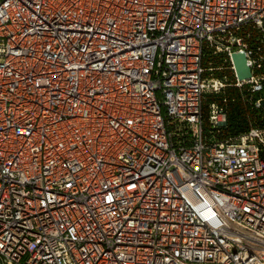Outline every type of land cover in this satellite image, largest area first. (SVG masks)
<instances>
[{
    "label": "built area",
    "instance_id": "obj_1",
    "mask_svg": "<svg viewBox=\"0 0 264 264\" xmlns=\"http://www.w3.org/2000/svg\"><path fill=\"white\" fill-rule=\"evenodd\" d=\"M0 264H264V0H0Z\"/></svg>",
    "mask_w": 264,
    "mask_h": 264
},
{
    "label": "trees",
    "instance_id": "obj_2",
    "mask_svg": "<svg viewBox=\"0 0 264 264\" xmlns=\"http://www.w3.org/2000/svg\"><path fill=\"white\" fill-rule=\"evenodd\" d=\"M212 61L215 66L222 58L219 55H210L205 61ZM223 96L226 98V127L224 135L235 134L245 131L250 122L258 116V110L244 101L241 92L235 87H229L225 90ZM209 101H221V95H208Z\"/></svg>",
    "mask_w": 264,
    "mask_h": 264
},
{
    "label": "water",
    "instance_id": "obj_3",
    "mask_svg": "<svg viewBox=\"0 0 264 264\" xmlns=\"http://www.w3.org/2000/svg\"><path fill=\"white\" fill-rule=\"evenodd\" d=\"M231 58L237 78L239 80L249 78L250 68L246 63L245 54L240 51L233 52Z\"/></svg>",
    "mask_w": 264,
    "mask_h": 264
},
{
    "label": "rangeland",
    "instance_id": "obj_4",
    "mask_svg": "<svg viewBox=\"0 0 264 264\" xmlns=\"http://www.w3.org/2000/svg\"><path fill=\"white\" fill-rule=\"evenodd\" d=\"M204 64L206 65V61L204 62ZM221 73H225L227 74L229 77H231V72L229 70H224L222 71ZM207 116H208V108L207 106L205 105L204 108H203V123H204V130L207 132L209 131V125H208V119H207Z\"/></svg>",
    "mask_w": 264,
    "mask_h": 264
}]
</instances>
